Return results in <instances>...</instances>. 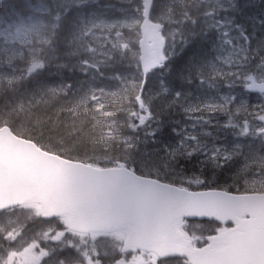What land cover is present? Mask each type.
Here are the masks:
<instances>
[{"label": "rangeland", "instance_id": "obj_1", "mask_svg": "<svg viewBox=\"0 0 264 264\" xmlns=\"http://www.w3.org/2000/svg\"><path fill=\"white\" fill-rule=\"evenodd\" d=\"M56 2L63 4V10H67L71 6L85 7L92 4L93 0H34V14H27L24 18L0 19V81L14 80L22 88H26L18 96H23L19 100L23 105L27 104L24 99L38 101L47 94L50 95L43 78L59 62L55 47L48 40L49 31L58 21L55 18L58 15ZM204 2L207 4L205 21L215 28L216 33V62L213 63V68L220 75L217 82L209 83L205 89H197L186 97L181 107L183 119L177 123L172 141L155 138L158 125L145 113L147 110L144 106L139 105V110L133 112L123 110L124 116L128 117V127L122 130L132 132L125 136L119 134L116 127L121 121L109 113L110 106H114L109 102L116 101V92L121 88L148 94L151 86L160 87L158 75H150L149 81L141 77L138 52L133 48L135 41L128 36L141 21V9L130 5L129 1L121 4L119 10L124 12L119 20L108 14L103 16L100 12L77 18L73 28L72 50L83 58L77 66L84 76L80 101L83 104L89 102L99 122L107 126L106 139L120 140L127 145L134 140L145 144L148 140L156 141L149 146V150L161 153L157 157L154 155L153 161L157 162L159 158L167 156L168 162L177 168L174 169L172 165L164 167L163 173L167 177L181 176L180 171L186 163L188 167L194 165L197 169L214 172L218 168L235 171L236 166H243L247 170L248 166H254L247 175L251 178L246 183L249 186H263L264 129L256 120L260 114L254 110H257L256 107L264 109V96H251L247 89L252 82L264 81L261 79L264 65L258 63L253 66L250 63L253 53L249 51V46L254 49L260 38L264 40V33H244V25L241 23L245 20L244 7L248 5L249 11L254 13L258 11L260 4L253 1L247 4L242 0ZM255 21L257 25L261 24L257 18ZM169 52L172 53L171 47ZM116 54L118 57H115ZM120 66L123 69L120 70ZM31 67L35 70L28 74ZM69 88L66 87L64 93ZM71 93L75 94L73 89ZM77 99L78 97L75 98L76 102ZM15 100L13 98L11 102ZM238 105L249 107L247 118H239ZM187 173V183H192L195 187L201 185L200 178H193L198 177V174ZM22 209L27 214H41L40 208L35 204L31 207L25 205ZM9 220L16 218L11 216ZM55 227L53 235L40 237L37 244L25 250L9 252L1 259L0 264H39L46 257L47 253L43 250L51 244V240L63 244V255L70 260L69 264H100L97 260V248L93 247L94 242L104 238L111 246V254L118 256L120 244L125 237L123 231L108 236L79 237L70 234L61 220ZM196 240L198 239L191 238L193 242ZM37 245L38 249L35 250ZM73 256L76 257L71 258ZM61 264L68 263L63 261ZM114 264L156 262L152 255L141 253L122 257Z\"/></svg>", "mask_w": 264, "mask_h": 264}, {"label": "water", "instance_id": "obj_2", "mask_svg": "<svg viewBox=\"0 0 264 264\" xmlns=\"http://www.w3.org/2000/svg\"><path fill=\"white\" fill-rule=\"evenodd\" d=\"M141 2L138 49L146 75L164 63L165 43L160 26L148 20L152 0ZM29 201L40 204L42 219L64 217L74 232L126 229L124 251H153L160 258H185L189 264H264V195L191 192L139 177L122 165L97 169L44 152L3 127L0 211ZM183 219L235 227L194 249L175 228Z\"/></svg>", "mask_w": 264, "mask_h": 264}, {"label": "trees", "instance_id": "obj_3", "mask_svg": "<svg viewBox=\"0 0 264 264\" xmlns=\"http://www.w3.org/2000/svg\"><path fill=\"white\" fill-rule=\"evenodd\" d=\"M97 1L103 5L102 15L108 14L115 19H120L124 11L119 9L126 1L139 8V0ZM31 4H34V0L4 1L0 3V19L25 17L32 10ZM91 9L98 11V8L90 4L82 9L70 8L65 11L60 9L57 26L49 32V39L57 50L56 57L59 62L51 69L49 76L43 78L44 84L47 79L46 86H53L59 82L70 85L75 94L46 95L44 99L38 101L27 98L24 99L27 104L23 105L19 103L23 96L20 98L18 96L26 90L25 87H18L15 82L0 84V126L7 125L15 135L34 141L42 149L64 158L99 167L125 162L134 165V171L142 176L162 180L163 178L159 176L165 174L163 172L166 167L172 165L174 169L177 168L173 163L168 162L167 156L159 158L157 162L153 161V156L157 157L161 153V151L149 150V146L154 145L156 141L148 140L145 144L134 140L132 144L126 145L120 140L105 139L106 126L97 121L89 105L84 109L81 102L75 101L76 97H81L84 76L82 78L80 70L75 67L77 53L72 50L73 23L78 13H86ZM206 15L207 7L202 0H153L150 18L161 23L162 35L172 48L168 64L156 72L163 84V91L160 92L159 88L154 87L150 95L146 96L152 105V120L158 125L156 139L172 141L177 129L176 123L182 119L180 112L185 97L197 89H205L208 83L219 77L213 71L216 33L205 24ZM128 36L133 37L135 41L133 48L136 50L137 27ZM262 46V42H259L258 50ZM115 57H118V54ZM13 98L16 100L11 102ZM125 98L124 93L120 92L115 99L117 104L114 102V106L110 108L112 112H109L121 121L117 127L124 136L131 133L122 130L128 127V119L124 116L123 108L130 107ZM183 168L184 170L180 172L186 173L185 170L193 171L196 166L188 167L186 163ZM205 171L199 173L200 178L203 179V188L227 189L230 192L240 193L247 191L244 186L247 173L222 169L212 173ZM185 176L187 175H183L182 178ZM170 179H173L175 185L180 184L174 181L179 180L178 178ZM2 224L18 225L19 232L16 231L13 242H7L0 233V255L3 251L17 250L19 247L21 249L30 245L38 234L51 226L50 223L42 222L35 216H24L21 220H0V226ZM191 225H197L202 231L213 232L216 228L211 222L191 223ZM8 234L10 232L5 233V237ZM61 254V250L58 249L56 256L54 255L45 264H56V261L61 259Z\"/></svg>", "mask_w": 264, "mask_h": 264}, {"label": "bare ground", "instance_id": "obj_4", "mask_svg": "<svg viewBox=\"0 0 264 264\" xmlns=\"http://www.w3.org/2000/svg\"><path fill=\"white\" fill-rule=\"evenodd\" d=\"M255 109H257V110H254L255 112H258V114H260V115H264V109L263 108L256 107ZM248 168H249V170H247V168H245L243 166H236L235 170L242 173V174H246V173L248 174L251 170L254 169V166H248ZM256 169H257V167H256Z\"/></svg>", "mask_w": 264, "mask_h": 264}, {"label": "flooded vegetation", "instance_id": "obj_5", "mask_svg": "<svg viewBox=\"0 0 264 264\" xmlns=\"http://www.w3.org/2000/svg\"><path fill=\"white\" fill-rule=\"evenodd\" d=\"M229 227H230V226H229ZM229 227H228V228H229Z\"/></svg>", "mask_w": 264, "mask_h": 264}]
</instances>
